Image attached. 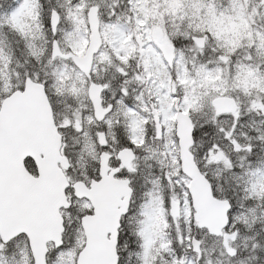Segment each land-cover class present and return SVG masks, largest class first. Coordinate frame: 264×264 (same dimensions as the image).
<instances>
[{"label":"snow or ice","instance_id":"snow-or-ice-1","mask_svg":"<svg viewBox=\"0 0 264 264\" xmlns=\"http://www.w3.org/2000/svg\"><path fill=\"white\" fill-rule=\"evenodd\" d=\"M0 264H264V0H0Z\"/></svg>","mask_w":264,"mask_h":264}]
</instances>
